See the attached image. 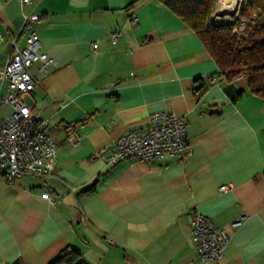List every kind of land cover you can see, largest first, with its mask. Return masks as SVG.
Wrapping results in <instances>:
<instances>
[{
  "label": "crops",
  "instance_id": "1",
  "mask_svg": "<svg viewBox=\"0 0 264 264\" xmlns=\"http://www.w3.org/2000/svg\"><path fill=\"white\" fill-rule=\"evenodd\" d=\"M32 9L42 17L26 25ZM32 30L55 62L47 74L32 66L26 101L48 120L58 156L48 175L0 173V264H48L69 245L87 264H210L191 242L197 211L230 234L223 264H264V98L246 79L228 81L160 0H0V65ZM168 106L187 119L188 156H96Z\"/></svg>",
  "mask_w": 264,
  "mask_h": 264
},
{
  "label": "built area",
  "instance_id": "2",
  "mask_svg": "<svg viewBox=\"0 0 264 264\" xmlns=\"http://www.w3.org/2000/svg\"><path fill=\"white\" fill-rule=\"evenodd\" d=\"M22 5L33 4L34 0H18ZM41 12L34 9L23 12L27 25L40 20ZM134 17L132 23H137ZM244 26L238 29L241 31ZM123 36L120 29L109 35L112 43ZM3 35L0 31V44ZM94 48L95 40L88 41ZM55 59L41 50V39L36 30H32L22 47L13 39L12 51L8 59L0 65V173L9 182L25 175L44 176L51 174L57 162L58 149L49 134L50 124L41 111L32 107L26 96L33 91L37 80L32 66L47 74ZM244 77L239 75L236 78ZM212 84L217 79L211 77ZM187 119L177 115L171 106L154 111L144 124L131 127L126 133L115 139L112 147L101 149L96 156L109 163H118L130 157L142 159L164 158L169 156L186 157L192 152V146L186 131ZM68 139L77 144L78 132L69 127ZM230 185H222L227 189ZM48 197L49 193L42 194ZM245 215L232 221L233 227L242 225ZM191 242L197 257L205 263L223 264L225 249L230 234L224 227L218 226L209 216L195 212L193 217Z\"/></svg>",
  "mask_w": 264,
  "mask_h": 264
},
{
  "label": "trees",
  "instance_id": "3",
  "mask_svg": "<svg viewBox=\"0 0 264 264\" xmlns=\"http://www.w3.org/2000/svg\"><path fill=\"white\" fill-rule=\"evenodd\" d=\"M200 37L228 81L243 75L251 91L264 98V0H245L236 22L212 20L215 0H160ZM135 1H132V5ZM244 26L240 31L238 28ZM150 31L147 41L156 39ZM244 91L239 92V97ZM258 177H264V169ZM87 264L72 245L48 264Z\"/></svg>",
  "mask_w": 264,
  "mask_h": 264
},
{
  "label": "bare ground",
  "instance_id": "4",
  "mask_svg": "<svg viewBox=\"0 0 264 264\" xmlns=\"http://www.w3.org/2000/svg\"><path fill=\"white\" fill-rule=\"evenodd\" d=\"M243 0H216V9L219 11L225 22L237 17L239 13L240 6Z\"/></svg>",
  "mask_w": 264,
  "mask_h": 264
},
{
  "label": "rangeland",
  "instance_id": "5",
  "mask_svg": "<svg viewBox=\"0 0 264 264\" xmlns=\"http://www.w3.org/2000/svg\"><path fill=\"white\" fill-rule=\"evenodd\" d=\"M243 3L240 6L238 16L235 17V18L233 17V19L230 20L231 23L236 22L238 20L240 14H241V10H242ZM215 5H216V0H215V3H214L213 12H212V20L215 21V22H218V21L219 22H225V19H224L223 15L219 11H217ZM27 101L30 102L29 98H27ZM2 110L3 109H0V111H2Z\"/></svg>",
  "mask_w": 264,
  "mask_h": 264
},
{
  "label": "water",
  "instance_id": "6",
  "mask_svg": "<svg viewBox=\"0 0 264 264\" xmlns=\"http://www.w3.org/2000/svg\"><path fill=\"white\" fill-rule=\"evenodd\" d=\"M244 1H245V0H243V2H244ZM243 2H242V3H243ZM217 23H228V21H226V22H219V21H218ZM229 23H231V22H229ZM213 110H214V109H211V111H213Z\"/></svg>",
  "mask_w": 264,
  "mask_h": 264
}]
</instances>
